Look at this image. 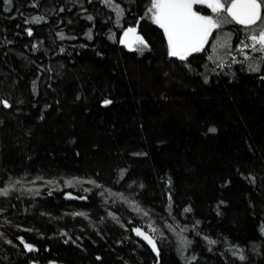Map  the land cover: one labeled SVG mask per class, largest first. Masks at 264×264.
Masks as SVG:
<instances>
[{"label":"trees","instance_id":"16d2710c","mask_svg":"<svg viewBox=\"0 0 264 264\" xmlns=\"http://www.w3.org/2000/svg\"><path fill=\"white\" fill-rule=\"evenodd\" d=\"M148 6L0 0V188L15 184L0 196V264H264L261 54L255 72L226 49L223 67L208 60L211 40L170 57ZM128 27L142 52L119 42ZM218 31L233 49L244 36Z\"/></svg>","mask_w":264,"mask_h":264},{"label":"snow or ice","instance_id":"6c2138e0","mask_svg":"<svg viewBox=\"0 0 264 264\" xmlns=\"http://www.w3.org/2000/svg\"><path fill=\"white\" fill-rule=\"evenodd\" d=\"M4 2L5 4H11L12 0H4ZM105 2L111 4L112 0H105ZM198 5L206 6L211 10L212 14H202L196 8ZM114 10L118 18L123 15V9L119 5H114ZM145 16L163 31L167 44V52L170 57L186 61L194 53L204 52L211 40L213 55H209L208 60H220L221 63L217 65L219 67H223V57L216 55L219 49H226L225 55L231 56L233 64L247 63L248 70L250 71H259L260 65L259 63H254L256 58L250 56L249 51L260 53L259 60L264 62V0H149ZM87 18L89 20L92 19L91 16ZM43 19L42 16H36L30 22L40 23ZM117 23L119 24V19H117ZM138 23L139 21H137ZM231 23L240 25L244 32L243 38L239 40L238 45L234 49L231 44L232 33H224L221 36L218 31L224 25ZM27 32L29 36L32 35L31 28L27 29ZM214 33H217L215 37L213 36ZM60 38H64L63 34L60 35ZM119 42L125 44L133 51L142 52L148 47L147 42L138 34L136 27L124 29L123 37ZM233 52L238 53L243 59L237 60L236 55L232 54ZM0 103L4 107H10L7 100L0 101ZM104 103L107 105L111 101L105 100ZM210 131L214 132L215 129H210ZM37 179L42 178L38 177ZM83 182L78 179L75 180V183ZM87 182L96 187H101L94 180ZM15 183H20V181H16ZM46 183H52V181H46ZM65 183L71 187L74 181L67 180ZM14 188L15 184L0 188V196H8ZM84 191L87 192L90 189H84ZM100 195H103V193H100ZM80 198L84 199L86 197ZM134 210L137 212L142 211L138 205L135 206ZM190 210L186 208L184 211L188 212ZM147 214V212H144V215ZM74 215L86 216L82 212L74 213ZM133 231L137 236L142 237L152 247L154 252L159 254L155 238L152 235L142 231L139 227L134 228ZM152 231L156 232L157 229L152 228ZM181 242L185 246L191 243L183 237H181ZM209 243L215 244L217 241H209ZM25 248L28 251L33 250L30 244H25ZM240 259L244 260L245 257L241 255Z\"/></svg>","mask_w":264,"mask_h":264},{"label":"rangeland","instance_id":"374dc122","mask_svg":"<svg viewBox=\"0 0 264 264\" xmlns=\"http://www.w3.org/2000/svg\"><path fill=\"white\" fill-rule=\"evenodd\" d=\"M202 14H204V13H202ZM137 32H138V34L140 35V36H142V34L137 30ZM122 37H123V34H122ZM143 37V36H142ZM144 39V38H143Z\"/></svg>","mask_w":264,"mask_h":264}]
</instances>
